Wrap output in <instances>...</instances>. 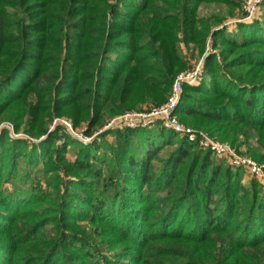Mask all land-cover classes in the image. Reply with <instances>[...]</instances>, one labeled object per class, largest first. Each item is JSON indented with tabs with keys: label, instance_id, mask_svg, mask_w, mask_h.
I'll list each match as a JSON object with an SVG mask.
<instances>
[{
	"label": "trees",
	"instance_id": "1",
	"mask_svg": "<svg viewBox=\"0 0 264 264\" xmlns=\"http://www.w3.org/2000/svg\"><path fill=\"white\" fill-rule=\"evenodd\" d=\"M214 2L242 4L0 0V125L44 137L0 135V264H264V184H245L244 169L162 127L114 129L115 144L75 146L70 159L77 141L50 129L67 115L91 134L166 100L183 39L205 55L204 74L177 113L234 146L241 135L264 146V20L215 29L223 17L199 14ZM38 174L46 189L30 183Z\"/></svg>",
	"mask_w": 264,
	"mask_h": 264
},
{
	"label": "rangeland",
	"instance_id": "2",
	"mask_svg": "<svg viewBox=\"0 0 264 264\" xmlns=\"http://www.w3.org/2000/svg\"><path fill=\"white\" fill-rule=\"evenodd\" d=\"M199 14H200V16H210L212 14L220 15L221 17H223L224 20L220 24H217L215 26V29H221V28L226 27L228 32L238 33L239 27L241 24H252L255 21H263L264 20V0L261 1L260 4L258 6H256L255 8H252V5L249 4V0H242V4L236 8H230L228 5H226L224 3H215V2L214 3H204L199 8ZM179 45L181 47V54L183 55L184 60L186 61V67L183 69L182 72L194 69L202 61H204L205 55H202L193 43H186L182 39V41L180 42ZM213 50L217 51L218 60L223 61V58H222V55L220 52V48L214 46V40L212 39V41L210 42V51L208 53L213 52ZM207 51H208V49H207ZM186 84H188V83H186ZM188 85H191V84H188ZM172 87H173V85H172ZM171 90H172V88H171ZM171 90L169 91L167 98H168ZM167 98H166V100H167ZM166 100H164L161 103H154V101H149L148 103L143 104L141 108L140 107L139 108H132V109H129L125 112L115 114V115L107 118V120L105 121V123L102 126L100 125V126L95 127L91 134L86 133V130L88 129V122L87 121H82L80 123V125L76 126L74 123V120L67 115L55 117V119L53 120V122L50 125V129L55 130L57 126L62 125V128H60V133L62 135L67 134L71 138H73L77 141V142L73 141V142H71V144H69V146H68L69 151L67 152L68 158L75 159V154L73 153L74 152L73 148L75 146L90 145L95 140H97L99 142H103V141L106 142L107 141V143H110L111 145L115 144V141H116L115 136L111 133L108 134V132L112 131L114 129H117V127L110 126V124L113 121L117 120L124 113H126L128 111H141V110L145 109L146 107H149L152 105L162 104ZM177 114L180 118V121L184 125L192 127L193 129H195L197 131L207 132L206 130L199 128V127H202V125L197 123L194 119L190 118L189 116H186L181 112H178ZM60 119H66L67 121H69L72 124V126L75 128L76 132L72 133L67 128H65L63 126V124H61L59 122ZM9 123L13 124L12 122L7 121V120L3 121L1 124L9 125ZM196 126H199V127H196ZM4 129H7L10 132V136L12 138H28V137L24 136V135H27L24 132V130H21V132H19V134H21L19 137H13L12 134L15 135L16 133H18L15 131V129L11 130V127L3 128V130ZM119 129H123V128H119ZM170 131L171 130H166L164 133V136L168 137L171 134ZM103 134H105V136ZM178 135L180 138H182V135H180V134H178ZM42 138H44V137H42ZM90 138H91V140H90ZM28 139H33L35 142H39L41 140V139H36V138H32V137H30ZM217 139L222 140V141H228L232 145L231 140H224V139H220V138H217ZM238 141L239 142H237L235 146L232 145L234 148H236L237 152L241 153L242 155L251 157L254 160H256L257 162H261L262 164H264V161L257 160L252 154V151H258L260 153H264V146H262L259 143L257 136H253L250 139H246L245 136L241 135ZM171 148H173V146H167L161 152V156L159 158V161H157V165H161L162 158H164L166 156L167 151ZM105 152H109V154H110V151H107L106 149L98 150V153H100V154L105 153ZM214 156L218 159V161H223L225 164L232 167V165H230L229 162L226 161L225 159L220 158L216 155H214ZM37 180L39 181V183H41L43 188L46 189L45 176H43L42 174L32 176V178L30 179V183L35 184L37 182ZM251 180H252L251 176L247 172H244V183L247 185H250ZM29 184H27V185H29ZM9 187L11 188V186H9ZM80 224L85 226V228H89V229L93 228L94 229L93 225L91 223H89V221H87V220L80 221ZM93 237H94V239L97 238L96 233H93Z\"/></svg>",
	"mask_w": 264,
	"mask_h": 264
},
{
	"label": "built area",
	"instance_id": "3",
	"mask_svg": "<svg viewBox=\"0 0 264 264\" xmlns=\"http://www.w3.org/2000/svg\"><path fill=\"white\" fill-rule=\"evenodd\" d=\"M263 0H249L252 8H255ZM210 37L208 41V52L210 51ZM216 50H213L215 52ZM220 57V56H219ZM204 73V61L197 65L194 69L181 72L174 81L172 90L167 100L159 105L146 107L141 111H128L121 115L117 120L113 121L110 126L117 128H157L162 127L166 130H171L177 134L186 137L190 142L197 145L198 148L211 151L214 155L225 159L232 165L233 168H242L247 172L251 179H257L264 184V164L257 162L251 157L242 155L237 152L230 142L218 140L216 136L210 135L207 132L197 131L192 127L184 125L177 114V109L182 98L184 86L186 83L197 85L201 82ZM70 132L75 133V128L66 119L59 121ZM11 127L14 130V125L1 124L0 135L3 128ZM21 134H12L13 137H19ZM28 138L30 136L24 135ZM91 140V138H90Z\"/></svg>",
	"mask_w": 264,
	"mask_h": 264
}]
</instances>
